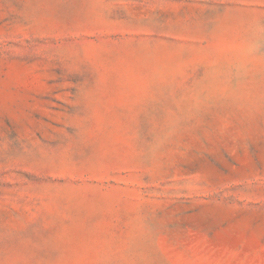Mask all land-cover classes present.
Listing matches in <instances>:
<instances>
[{
	"label": "rangeland",
	"instance_id": "obj_1",
	"mask_svg": "<svg viewBox=\"0 0 264 264\" xmlns=\"http://www.w3.org/2000/svg\"><path fill=\"white\" fill-rule=\"evenodd\" d=\"M0 264H264V0H0Z\"/></svg>",
	"mask_w": 264,
	"mask_h": 264
}]
</instances>
